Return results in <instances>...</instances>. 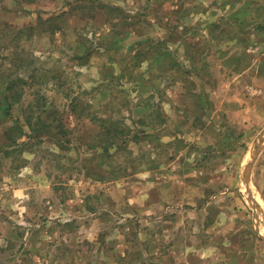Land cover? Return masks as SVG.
Listing matches in <instances>:
<instances>
[{
  "label": "rangeland",
  "instance_id": "374dc122",
  "mask_svg": "<svg viewBox=\"0 0 264 264\" xmlns=\"http://www.w3.org/2000/svg\"><path fill=\"white\" fill-rule=\"evenodd\" d=\"M0 105V264H264V0H0Z\"/></svg>",
  "mask_w": 264,
  "mask_h": 264
},
{
  "label": "water",
  "instance_id": "95a60500",
  "mask_svg": "<svg viewBox=\"0 0 264 264\" xmlns=\"http://www.w3.org/2000/svg\"><path fill=\"white\" fill-rule=\"evenodd\" d=\"M263 136V137H262ZM261 137L262 138H260L259 140H258V142L255 144V146H254V155H253V161H251L250 163H249V166L247 165V167L245 168L246 170H247V172L249 171V167L250 168H252V165H253V162H254V160L256 159V157H257V155L260 153V150H261V144L264 142V132L262 133V135H261ZM246 182H247V184L249 185L250 184V180H249V178H246ZM249 182V183H248Z\"/></svg>",
  "mask_w": 264,
  "mask_h": 264
},
{
  "label": "trees",
  "instance_id": "16d2710c",
  "mask_svg": "<svg viewBox=\"0 0 264 264\" xmlns=\"http://www.w3.org/2000/svg\"><path fill=\"white\" fill-rule=\"evenodd\" d=\"M0 111H3V114L7 115L8 114V109H6V111L3 110V107L0 105ZM1 116H5L0 114ZM14 139L12 140V144L17 143V138L13 137Z\"/></svg>",
  "mask_w": 264,
  "mask_h": 264
}]
</instances>
